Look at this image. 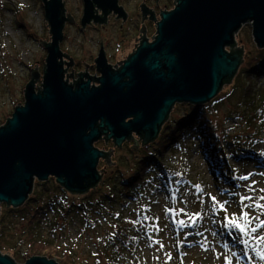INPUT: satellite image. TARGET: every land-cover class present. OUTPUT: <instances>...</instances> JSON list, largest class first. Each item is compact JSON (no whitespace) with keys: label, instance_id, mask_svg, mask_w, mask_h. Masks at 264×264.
I'll use <instances>...</instances> for the list:
<instances>
[{"label":"water","instance_id":"95a60500","mask_svg":"<svg viewBox=\"0 0 264 264\" xmlns=\"http://www.w3.org/2000/svg\"><path fill=\"white\" fill-rule=\"evenodd\" d=\"M43 2L53 38L46 45L42 88L36 87L35 65L25 103L0 127V204L13 208L26 203L36 181L51 178L73 195L87 194L101 182L100 159L116 165L114 151L94 146L103 135L121 147L136 133L146 147L177 104L201 106L217 98L244 62V46L242 53L226 50L236 45L244 24L252 22L254 41L264 48V0H180L158 23L154 43H143L119 72L105 71L101 87L88 82L74 88L64 81L59 61L61 0ZM0 264L18 263L0 252ZM24 264L59 263L34 256Z\"/></svg>","mask_w":264,"mask_h":264},{"label":"rangeland","instance_id":"374dc122","mask_svg":"<svg viewBox=\"0 0 264 264\" xmlns=\"http://www.w3.org/2000/svg\"><path fill=\"white\" fill-rule=\"evenodd\" d=\"M42 6V0H0V127L11 118L18 104L25 103L24 90L31 70H36L35 65L39 66L42 60L44 52L39 40L49 39ZM252 26V22L244 24L237 33L238 38L235 36L236 45L244 46V62L232 82L226 84L215 99H219L213 106L216 116L209 115L212 123L218 117L228 142L241 141L244 132L239 105L244 100L246 84L264 88V71L248 73L264 54V48L259 49L254 41ZM226 50L230 52V47ZM187 105L177 104L170 121L185 117ZM261 137L254 146L264 155V131ZM241 144L247 143L242 141ZM130 145L111 155L115 166L109 167L104 161L98 165V171L106 167L108 172L104 181L92 190V197L83 203L84 214L55 220V247L61 256L66 255L68 264H112L111 240L116 235V216L121 210L130 213L132 218L142 216L139 249L133 257L137 264H264V225L261 224L264 221V161L230 157L227 160L230 172L239 180L226 191L220 179L210 171L200 140L193 133H186L180 148L168 149L162 156L165 165L175 171L174 199L171 200L163 188L156 196L143 194L137 202L123 199L129 201L124 208L121 201L111 203L107 196L121 197V192H126L122 184L126 179L129 181L136 163L144 156L143 148L134 151ZM94 146L101 151L110 147L98 142ZM233 149V145L227 144L225 155ZM156 150L157 146L152 145L151 151ZM54 182L55 179L47 181L46 187L52 188ZM38 183L35 182L34 189L38 188ZM59 197L64 201L62 195ZM241 197L250 199L242 201ZM168 212L173 216L174 225L169 223ZM243 213L248 214V222L241 232L232 221L235 219L244 225ZM26 224V221L13 223L9 234L1 240L2 248L16 247L23 251L29 248ZM180 225L183 230L179 229ZM45 227L44 234L50 237L51 227L49 224ZM2 251V255L13 259ZM47 258L63 264L59 258Z\"/></svg>","mask_w":264,"mask_h":264},{"label":"trees","instance_id":"16d2710c","mask_svg":"<svg viewBox=\"0 0 264 264\" xmlns=\"http://www.w3.org/2000/svg\"><path fill=\"white\" fill-rule=\"evenodd\" d=\"M234 49L242 53L237 45L233 46L230 51L233 52ZM256 71L257 74L264 71V54L260 56L253 69L252 67L248 69V73H255ZM215 99L213 103L201 106L187 105V115L177 122L170 121L169 116L161 128L158 139L152 143V145L157 146V150L155 152L151 151V144L144 148V156L136 163V169L132 177L129 181L126 179L122 184L126 192H121V197L117 194L107 196L108 201H111V203L115 201L120 203L121 201L120 204L125 208L129 201L123 199L137 202L140 201L143 194L151 193L156 196L163 191V188L170 199L173 200L176 194V190L173 188L175 171L165 165L162 156L168 149L180 148L186 133H193L200 140L201 152L208 162L210 171L213 176L220 179L226 191L234 187L236 181L239 180L235 174L233 175L230 172L227 163L230 157L235 160L254 159L260 162L264 161V155L257 152L254 146L256 142L261 141V134L264 131V88L251 87L249 83L246 84L244 100L239 105V109L243 113L239 114L244 121V132L241 134V141L228 142V137L223 131L218 117L212 123L213 118L211 119L209 115L216 116L213 106L219 100ZM242 141L249 145L244 146V144H241ZM227 144L234 147L228 156L224 153ZM101 171L103 172V170ZM104 178L102 176L101 182L104 181ZM50 180H53V178ZM46 185V182H39L38 188L35 187L26 203L19 208H13L6 204L2 205L0 208V252L4 250L5 252L2 251L4 254L12 255L13 260L19 262H26L34 256H46L51 259L59 258L63 264H68L66 255L62 254L61 256L55 247V230L57 226L55 220L68 219L71 214L81 215L85 205L83 203L92 197V190L96 187L87 194L73 195L56 182H54L52 188H47ZM39 187L43 188L40 189ZM60 195L63 196L65 204L59 197ZM169 213L171 212L167 214L169 223L174 225L173 216ZM129 215L130 213L126 214L125 210H121L116 216L117 232L111 240L110 262L112 264H120V262L122 264H137L133 257H136L139 249L141 239L139 224L142 221V216L132 218ZM16 221L27 222L26 234H28L31 245L24 251L18 250L16 247L5 249L1 245L2 238L9 234L12 224ZM47 224L51 227L50 237H46L44 234ZM179 229L183 230L184 227L180 225Z\"/></svg>","mask_w":264,"mask_h":264},{"label":"flooded vegetation","instance_id":"af4514ba","mask_svg":"<svg viewBox=\"0 0 264 264\" xmlns=\"http://www.w3.org/2000/svg\"><path fill=\"white\" fill-rule=\"evenodd\" d=\"M180 0H61L60 18L64 20L63 38L59 43L63 64L64 81L74 88L90 83V88L102 86L104 72H119L124 64L139 50L143 43L152 44L158 35V23L164 14L172 12ZM43 18L46 20L45 4ZM47 22V21H46ZM49 39L43 44V57L38 66L39 79L36 87L43 85L48 51L46 45L52 42L49 23ZM32 77L30 76V81ZM29 81V82H30ZM22 105V104H18ZM117 147L106 135L98 141L110 146L105 153L125 148L138 150L143 139L136 133ZM97 143V142H96ZM95 145V144H94ZM152 145V144H151ZM111 157V155H110ZM109 158H101V161ZM102 175L105 177L107 170Z\"/></svg>","mask_w":264,"mask_h":264},{"label":"snow or ice","instance_id":"6c2138e0","mask_svg":"<svg viewBox=\"0 0 264 264\" xmlns=\"http://www.w3.org/2000/svg\"><path fill=\"white\" fill-rule=\"evenodd\" d=\"M215 199V198H213ZM244 199H250V197H241V200L243 201ZM262 199H264V197H262ZM221 207L223 208V205H221ZM243 220H244V225H241L240 223H237L235 219H233L232 223L233 225L238 228L241 232H244L245 231V227L247 225V222H248V214L247 213H243ZM261 224L264 225V221H261ZM252 231H256V229H252ZM264 239V238H262ZM246 243V241H245ZM262 259H264V257H262ZM230 264V262H229Z\"/></svg>","mask_w":264,"mask_h":264}]
</instances>
